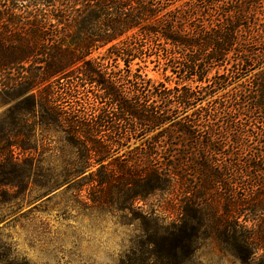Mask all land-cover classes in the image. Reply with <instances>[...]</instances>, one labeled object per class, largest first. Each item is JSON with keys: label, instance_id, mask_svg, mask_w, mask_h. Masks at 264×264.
<instances>
[{"label": "trees", "instance_id": "1", "mask_svg": "<svg viewBox=\"0 0 264 264\" xmlns=\"http://www.w3.org/2000/svg\"><path fill=\"white\" fill-rule=\"evenodd\" d=\"M22 1L41 8L20 17L0 0V99L14 103L0 126V187L27 191L41 171L13 149L60 133L88 161L41 173L46 190L91 179V207L142 210L119 264H193L209 239L264 264V0ZM148 63L176 87L155 85ZM61 80L69 92L93 87L90 118L51 101ZM136 132L139 149L105 164Z\"/></svg>", "mask_w": 264, "mask_h": 264}, {"label": "rangeland", "instance_id": "2", "mask_svg": "<svg viewBox=\"0 0 264 264\" xmlns=\"http://www.w3.org/2000/svg\"><path fill=\"white\" fill-rule=\"evenodd\" d=\"M15 3L16 13L20 17L24 12L29 15L41 8L22 0H15ZM1 27L7 25L0 23ZM103 51L91 54L89 59L98 57ZM136 67L133 65L134 69ZM142 72L155 85L164 83L167 88L176 87L174 81L165 78L170 73L164 75L153 63H148V69ZM68 86L64 80L50 84V93H55L51 101L64 111L81 117L82 110L94 103L91 93L93 87L75 88L76 91L69 92ZM8 106L12 107L14 103L6 105L0 99V126L9 122L5 113ZM85 112V117L90 118L91 109ZM108 135L103 132L98 137L102 136L104 140V136ZM142 141L141 133L136 132L130 145H123L117 153L108 155L104 163H110L116 157H119L118 164L123 163L126 155L139 149L137 146ZM63 142L60 133L38 130L36 140L30 141L33 150L25 153L18 149L13 151L19 158H30L32 165L38 166L41 173H47L50 168L59 173L64 167L88 161L77 159L79 152H72ZM240 153L239 159L242 161L251 155L249 152ZM134 154L139 156L141 153L137 150ZM89 162L92 164L93 161ZM41 173L37 172V175L30 178L34 184L22 194L16 189L0 187V264H119L140 236L141 222L134 218L142 210L136 209V213L130 214L91 207L88 200L92 191L91 179H70L67 184L46 190L43 185L48 178ZM193 264L242 262L224 253L209 239L195 253Z\"/></svg>", "mask_w": 264, "mask_h": 264}]
</instances>
